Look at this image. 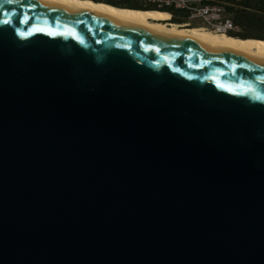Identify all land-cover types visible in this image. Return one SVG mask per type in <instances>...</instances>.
Masks as SVG:
<instances>
[{
	"label": "water",
	"instance_id": "1",
	"mask_svg": "<svg viewBox=\"0 0 264 264\" xmlns=\"http://www.w3.org/2000/svg\"><path fill=\"white\" fill-rule=\"evenodd\" d=\"M261 80L247 57L0 0V264H264Z\"/></svg>",
	"mask_w": 264,
	"mask_h": 264
},
{
	"label": "bare ground",
	"instance_id": "2",
	"mask_svg": "<svg viewBox=\"0 0 264 264\" xmlns=\"http://www.w3.org/2000/svg\"><path fill=\"white\" fill-rule=\"evenodd\" d=\"M42 4H55L70 11L91 13L107 18L117 24L140 28L148 32L182 40L197 45H204L213 50H219L247 57L264 64V40L239 39L228 35L214 34L198 27H178L167 25L169 16L160 11H142L124 9L93 0H33ZM110 1V0H109ZM138 3L137 0H116ZM140 5V4H139ZM167 9L165 4H157V10ZM204 13V6H190V14ZM168 17V19H167Z\"/></svg>",
	"mask_w": 264,
	"mask_h": 264
},
{
	"label": "built area",
	"instance_id": "3",
	"mask_svg": "<svg viewBox=\"0 0 264 264\" xmlns=\"http://www.w3.org/2000/svg\"><path fill=\"white\" fill-rule=\"evenodd\" d=\"M140 5L157 10V4L167 5L184 16L186 22L178 27H198L214 34L235 36L240 33V27L234 22L233 14L229 12L242 0H137ZM204 6V13L190 14V6ZM171 15V14H170ZM172 18V15H171ZM170 18V19H171ZM170 19L167 21L169 22Z\"/></svg>",
	"mask_w": 264,
	"mask_h": 264
},
{
	"label": "trees",
	"instance_id": "4",
	"mask_svg": "<svg viewBox=\"0 0 264 264\" xmlns=\"http://www.w3.org/2000/svg\"><path fill=\"white\" fill-rule=\"evenodd\" d=\"M95 2H103L108 5L124 8V9H134L142 11H160L165 12L169 16L170 23L181 24L184 16L179 15L173 9H162L156 10L152 7H147L139 5L134 2L128 1H116V0H93ZM229 12L233 14L234 22L240 27V33L235 37L239 39H260L264 40V0H242L237 2L234 7H230ZM181 16V17H179ZM185 20V18H184Z\"/></svg>",
	"mask_w": 264,
	"mask_h": 264
},
{
	"label": "snow or ice",
	"instance_id": "5",
	"mask_svg": "<svg viewBox=\"0 0 264 264\" xmlns=\"http://www.w3.org/2000/svg\"><path fill=\"white\" fill-rule=\"evenodd\" d=\"M8 3H11L12 0H7ZM28 17H25V19L23 20V23L27 24L28 22ZM5 24L9 23L8 20L4 21ZM36 32H42L47 36L50 37H55V36H71L73 39H77V35L76 33L70 29V28H66L65 31L61 32V31H54L51 28H41V27H33L30 31H29V35H32ZM80 43H83V41L81 40ZM146 51L149 49H145ZM158 51V50H157ZM251 71V69H250ZM190 78V77H189ZM260 83L264 84V80H261ZM218 87H222L224 88V91H229L232 92L231 88H225L223 85H217ZM249 91H252L251 88H249ZM234 95H245L246 93H242V92H233ZM257 100H264V96H261L259 94L256 95L255 97Z\"/></svg>",
	"mask_w": 264,
	"mask_h": 264
},
{
	"label": "crops",
	"instance_id": "6",
	"mask_svg": "<svg viewBox=\"0 0 264 264\" xmlns=\"http://www.w3.org/2000/svg\"><path fill=\"white\" fill-rule=\"evenodd\" d=\"M179 15H182V14H180L179 13ZM179 17H181V16H179ZM183 22L181 23V24H183V23H185L186 22V20H184V18H183V20H182ZM169 24H171V23H169ZM175 25H180V24H177V23H174Z\"/></svg>",
	"mask_w": 264,
	"mask_h": 264
},
{
	"label": "flooded vegetation",
	"instance_id": "7",
	"mask_svg": "<svg viewBox=\"0 0 264 264\" xmlns=\"http://www.w3.org/2000/svg\"><path fill=\"white\" fill-rule=\"evenodd\" d=\"M167 19H168V17H167ZM169 20V19H168ZM165 24H167V25H170L169 23H167V21H166V23Z\"/></svg>",
	"mask_w": 264,
	"mask_h": 264
},
{
	"label": "rangeland",
	"instance_id": "8",
	"mask_svg": "<svg viewBox=\"0 0 264 264\" xmlns=\"http://www.w3.org/2000/svg\"><path fill=\"white\" fill-rule=\"evenodd\" d=\"M168 21V20H167ZM167 23H170V22H167ZM171 24H174V23H171Z\"/></svg>",
	"mask_w": 264,
	"mask_h": 264
}]
</instances>
